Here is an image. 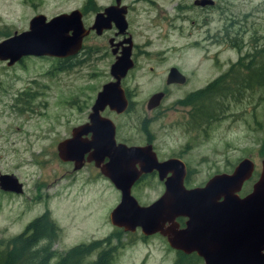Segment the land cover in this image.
Listing matches in <instances>:
<instances>
[{
  "label": "rangeland",
  "instance_id": "374dc122",
  "mask_svg": "<svg viewBox=\"0 0 264 264\" xmlns=\"http://www.w3.org/2000/svg\"><path fill=\"white\" fill-rule=\"evenodd\" d=\"M84 0H0V39L4 32L22 31L37 13L50 18L78 8ZM102 8L113 0H94ZM128 4L125 19L137 65L122 82L135 107L124 118L128 143L139 144L136 131L145 123L154 143L168 154L190 144L184 162L190 168L189 184L199 185L211 175L229 172L240 160L255 164L264 158V102L260 92L244 93L239 100L215 102L216 118L197 126L173 104L188 93L203 89L224 74L244 54L264 50V0H213L197 7L193 0H122ZM87 15L85 23H90ZM113 28L102 36L84 39L80 54L69 64L56 58L25 57L10 67L0 62V175H13L22 185L15 195L0 190V249L41 215L55 226L54 255L69 248L107 239L115 254L111 264H172L174 253L158 236L141 238L113 227L108 214L119 200L118 192L91 164L72 170L60 162L56 144L70 128L85 120L100 87L111 81L114 58L107 45ZM241 39V50L223 39ZM170 67L185 84L170 90L160 109L148 114L144 103L160 90ZM222 111V112H220ZM115 119V118H114ZM244 184L247 192L252 182ZM162 191L161 184L145 178L131 191L140 205H148ZM45 244V241L41 245ZM55 259V258H54ZM94 255L81 264H89ZM189 264H202L200 260Z\"/></svg>",
  "mask_w": 264,
  "mask_h": 264
},
{
  "label": "water",
  "instance_id": "95a60500",
  "mask_svg": "<svg viewBox=\"0 0 264 264\" xmlns=\"http://www.w3.org/2000/svg\"><path fill=\"white\" fill-rule=\"evenodd\" d=\"M119 0L96 13L92 23L84 28L79 10L59 13L50 18L42 13L31 16L27 28L13 31L0 39V62L10 67L25 57H50L61 59L75 55L81 47V39L88 31L100 34L113 25L124 32V6ZM198 7L212 6L213 0H193ZM115 55L109 66L111 81L103 84L95 95L88 115L89 123L73 128L70 137L56 144V156L61 162H72L73 169L82 166V156L88 153L86 162H93L119 192L116 206L108 214L111 226L125 233L140 229L145 236L158 232L167 240L170 248L184 254L194 252L203 264H264V158L259 162V173L250 192L243 197L238 193L243 183L253 173L250 159L240 160L231 173L211 177L202 187L186 190L182 185L184 166L175 160L156 163L154 155L147 156L148 148L114 146L113 126L98 113L105 107L122 113L126 100L119 82L132 68L130 39ZM115 54V50L111 51ZM183 76L170 68L166 83H183ZM161 95L148 100V108L155 107ZM91 133L90 141L80 140L81 134ZM107 141V143H105ZM151 161L147 162L145 158ZM103 157L108 162L100 165ZM180 164L178 166L177 164ZM155 169L159 179L171 173L164 181V192L154 202L140 206L130 194V187L140 172L134 165ZM148 170V171H149ZM0 190L15 195L22 193V185L13 175H0ZM186 218L185 228L176 229L174 219Z\"/></svg>",
  "mask_w": 264,
  "mask_h": 264
},
{
  "label": "flooded vegetation",
  "instance_id": "af4514ba",
  "mask_svg": "<svg viewBox=\"0 0 264 264\" xmlns=\"http://www.w3.org/2000/svg\"><path fill=\"white\" fill-rule=\"evenodd\" d=\"M114 2H115V0H113V3H109L106 6L113 5ZM106 6H104V7H106ZM120 6H124V10H125L124 19H125V17L127 16V13L130 10V7H129L128 4L122 3V0H119V4L117 5V7H120ZM104 7H102V8L96 7L94 0H84L82 2V4H80V6L78 8H75V9L79 10L80 15H81L82 25L84 26V28H87L92 23V20H93L94 15L96 13L102 11V9ZM203 7H205V6H203ZM87 15H90V16L92 15V20L90 21V23H85L84 22V19L86 18ZM125 22H126V28H125L124 32H122V33L118 32L117 29L113 25L111 26V28H113L112 36L108 37V39H107V45H108L110 54H111V51L112 50H115V54L114 55L111 54L113 56V58H114L115 55L119 54L121 48L124 47V46H126L123 43V40L126 39V38H129L130 39V46H131V49H130V59L132 61V68L127 71V73H130V71H132L134 68H136V65H137V55H136V47H135L134 44H132L131 35L127 31L128 23H127V20L126 19H125ZM111 28L106 29V30H102V32L100 34H95L94 31H92V30L88 31V33L85 36H83L82 39H81V47H80V50L75 55H73V56H76V55L80 54L81 50L84 47V39L86 37H88L91 34H95L96 36H102L104 34L103 32L108 31ZM73 56L61 58V59H58V61L59 62H62L63 64H69L70 63L69 61H70V59L73 58ZM170 68H175V67H170ZM169 69H168V71H169ZM168 71H167V74H168ZM127 73H126V75H127ZM167 74H166V76H165V78L163 80V83L160 85L161 86L160 87V90L152 93L148 97V99L146 100V102L144 103V108H145L146 113L151 114V113L157 112L160 109L162 102L170 94L169 93L170 90H172V89H178V88L182 87L185 84V82H186V78L180 73L183 76V80H184L183 83H181V84H178V83H169V84H167L166 83ZM126 75L119 82L120 88L122 89L124 98L126 100V108H125V110L122 113H116L114 111H110L107 107H105L101 112L98 113V115H99L100 118H103V119L108 120L111 123V125L113 126V138H112L113 140H112V142H113V145L115 147L120 145V146H124L125 148H133V147L134 148H145V149L148 148V150L145 151V154L147 156H150V157H151V154H153L156 163H164V162L169 161V160H175L177 162H180L184 166V175H183V178H182V185H183V187L186 190L202 187L211 177H213L215 175L223 174V173H225V174L231 173V171L233 170V168L235 166H233L229 172H221V173H216V174L211 175L209 178H207L203 183H201L199 185H195V186L194 185H190L188 178H190L189 176H190V173H192V171L190 170V168L184 162L185 156L187 155V151L190 148V144L189 143H185L184 146L177 147L176 150H175V152H173L171 150H168L169 151L168 154H162V151L154 143V136L148 132L147 125L145 123L142 125V127L139 129V131L138 130L136 131V133L138 134V136H140L142 138V141L139 142V144L128 143L127 140H126V137H125L126 132H127V128L121 126L118 122L116 123V118H124V119H126L127 116H129V114L133 110V108L135 107V104H134V102H132V100H130L131 98L128 96L127 91L125 89H123V87H122V82H124V80L127 78ZM155 94H160L161 95L160 100H159L158 104L155 107L148 108L147 107L148 100L150 99L151 96H153ZM191 94L192 93H188L182 99H178L176 101V103L173 104V106L175 107L174 110L177 111V109H181L182 110L181 112H183V114H186L185 115L186 117L183 119V120H185V119L187 120L186 123H190L189 120L191 118L192 120L195 121V123H196L197 126H201L202 124L203 125H206V120H207V115L208 114H206L204 111H202L199 108V105L201 104L202 101H196V102L192 103L191 100H188L187 99ZM94 98H95V96H94ZM93 101H94V99H93ZM92 104H93V102H92ZM92 104H91V106H92ZM91 106H90V108H91ZM90 108H89V111L85 115L86 116L85 120L77 123L74 127L70 128V131L73 128L83 127L84 125H86V124L89 123L88 115L90 114ZM70 131H69L68 137L67 138H64L63 140L68 139L70 137ZM79 139L80 140H85L86 142H88L91 139V133L90 132H87V134H81L79 136ZM63 140H61V141H63ZM61 141H59V142H61ZM105 143H107V141ZM87 155H88V153H86V154H84L82 156V166L79 169H81L86 164H91L95 168V170L98 171V173L102 177H104L105 179H107L105 176H103L101 174L99 168H97V167L94 166V163L93 162H89V163L86 162ZM145 158L147 159V162L151 161V159L149 157H146L145 156ZM107 162H108V158L107 157H103V159L99 162V164L102 165V164H105ZM63 163H69V164H71L72 170H74L73 169V163L72 162H63ZM252 163H253V161H252ZM177 165L180 166L179 163ZM253 166H254L253 173H252V175H251V177H250V179L248 181L251 180V178H252L253 175H255L256 178H257V175L259 173V171L256 173V169H255V164L254 163H253ZM134 169L136 171H140V170L142 171L144 169L147 172H144L143 171V172H140L139 173L138 177L136 178V180L132 183V185L130 187V194H131V191H133L135 189V187L139 184V182L141 180H144L145 178L146 179L147 178H152V179H156L161 184V186H162V191H161L160 195L156 199H154L152 202H154L155 200H157L163 194V192H164V181H165V179L167 177L170 176L171 173L167 172L164 175L163 179L160 180L159 179V176H158V172L155 169L149 170V169H147V167H143L142 165H138V164H135L134 165ZM74 171H77V170H74ZM107 181L111 184V182L108 179H107ZM248 181H246L245 183H243L242 188H243L244 184H246ZM253 182H252V184H253ZM242 188H241V190H242ZM250 189H251V186H250ZM250 189L247 192H241V190H240L239 193L237 194L238 197L241 198V197L245 196L247 193L250 192ZM118 194H119V192H118ZM119 197H120V194H119ZM136 202L138 203V201H136ZM152 202H150V203H152ZM140 206H146V205H140ZM185 221H186V218H183V217H177V218H175L174 219V223L176 224V229L177 230L184 229L185 228ZM135 232H138L141 235V238L142 239L148 238L149 236L158 235V236L162 237L165 240L166 244H167L166 238L164 236H161L158 232H156V233H154L152 235L145 236V235L142 234L141 230L137 228V229H135L134 232H132L130 234H133ZM103 246H106V244H103V243L100 244L101 250L107 249V247L105 248ZM170 249L174 253V260H173V263L172 264H189L188 261H192V260H200L202 262V264H203L202 259L200 257H198L194 252L189 253V254H184V253H182L180 251H177V250H174L172 248H170ZM99 251H100V249L97 250V251H94L93 253H91L89 256L86 257V258H88V257L94 255L93 261H91L89 264H92L94 261L97 260V255H98ZM61 255L62 254H59L56 257H53L52 259L48 260L47 264H57V262L59 260V257ZM85 259H83V261Z\"/></svg>",
  "mask_w": 264,
  "mask_h": 264
},
{
  "label": "trees",
  "instance_id": "16d2710c",
  "mask_svg": "<svg viewBox=\"0 0 264 264\" xmlns=\"http://www.w3.org/2000/svg\"><path fill=\"white\" fill-rule=\"evenodd\" d=\"M10 33L4 32L6 37ZM226 44L239 52L241 39L232 41L223 39ZM254 51L240 56L236 63L230 65L224 74L209 82L203 89L192 93L187 99L192 103L202 101L199 108L207 115L206 122L216 118L213 112L215 102L221 100H241L244 93L261 94L264 102V50ZM264 111V109H263ZM222 112V111H220ZM56 228L46 216H39L30 221L15 237L7 240L0 249V264H47L56 257L51 249V243L56 239ZM45 241V244L41 245ZM109 246L107 239L92 241L69 248L60 257L57 264H80L83 259L100 249L97 260L92 264H111L115 254L114 248L101 250L100 244Z\"/></svg>",
  "mask_w": 264,
  "mask_h": 264
}]
</instances>
